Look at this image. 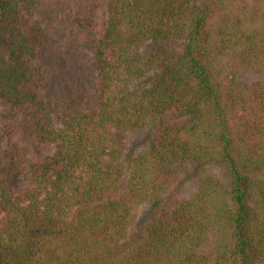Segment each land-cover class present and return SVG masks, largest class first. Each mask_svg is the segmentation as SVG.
Here are the masks:
<instances>
[{
  "label": "trees",
  "instance_id": "1",
  "mask_svg": "<svg viewBox=\"0 0 264 264\" xmlns=\"http://www.w3.org/2000/svg\"><path fill=\"white\" fill-rule=\"evenodd\" d=\"M227 70L264 0H0V264H264V84Z\"/></svg>",
  "mask_w": 264,
  "mask_h": 264
},
{
  "label": "rangeland",
  "instance_id": "2",
  "mask_svg": "<svg viewBox=\"0 0 264 264\" xmlns=\"http://www.w3.org/2000/svg\"><path fill=\"white\" fill-rule=\"evenodd\" d=\"M58 22L60 23V35L56 37L55 46L59 51H67L65 49L66 42L68 41V34L70 31L69 25L66 23V20H62L61 16H58ZM61 19V20H60ZM236 78L241 83H245L248 85H254L257 83L264 84V72L262 73H254V72H231V70H227L222 74V78L219 81H228L230 79ZM147 145L146 137L144 133H137L131 135L128 142L127 152H139L142 151ZM147 213L140 212L138 215L137 221H140L142 217L144 218Z\"/></svg>",
  "mask_w": 264,
  "mask_h": 264
}]
</instances>
